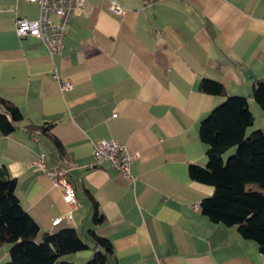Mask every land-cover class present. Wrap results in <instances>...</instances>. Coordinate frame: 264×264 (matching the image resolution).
Here are the masks:
<instances>
[{
    "label": "crops",
    "instance_id": "1",
    "mask_svg": "<svg viewBox=\"0 0 264 264\" xmlns=\"http://www.w3.org/2000/svg\"><path fill=\"white\" fill-rule=\"evenodd\" d=\"M88 1L90 13L73 15L62 49L51 53L41 38L16 32V17H38L39 4L0 0V95L24 116L0 132V163L16 177L22 206L42 230L74 227L85 237L93 228L108 237L118 264H264L255 240L193 206L214 186L189 173L208 160L201 120L226 99L200 90L202 78L247 96L255 115L248 132L264 128L251 92L264 78V0H116L123 13L112 0ZM52 120L64 157L46 134L27 129ZM103 138L136 155L131 175L94 164ZM42 154L47 168H66L76 182V207L38 164ZM85 188L106 218L100 224ZM10 246H0V264ZM92 255L72 256L81 264Z\"/></svg>",
    "mask_w": 264,
    "mask_h": 264
},
{
    "label": "trees",
    "instance_id": "2",
    "mask_svg": "<svg viewBox=\"0 0 264 264\" xmlns=\"http://www.w3.org/2000/svg\"><path fill=\"white\" fill-rule=\"evenodd\" d=\"M199 84L202 91L226 95L200 123V138L207 144V163H191L189 167L192 179L214 186L213 194L201 199L200 209L213 222L236 226L264 251V128L248 132L255 115L247 96L227 94L223 83L215 79L204 77ZM251 88L264 110V78ZM23 117L18 105L0 95L1 133L16 130ZM54 123L28 124L27 129L46 134L64 157L65 147L51 131ZM231 149L235 150L225 157ZM16 184V177L0 163V246L11 245L9 260L2 264H78L72 255L88 248L93 249V255L83 264H118L112 241L93 228L85 237L74 227L42 230L20 203ZM73 184L76 188V182ZM86 191L94 205L93 221L100 224L106 218L98 201Z\"/></svg>",
    "mask_w": 264,
    "mask_h": 264
},
{
    "label": "built area",
    "instance_id": "3",
    "mask_svg": "<svg viewBox=\"0 0 264 264\" xmlns=\"http://www.w3.org/2000/svg\"><path fill=\"white\" fill-rule=\"evenodd\" d=\"M39 4V16L36 18H27L26 16H17L16 32L19 36L32 35L41 38L51 53L62 49L67 31V26L73 15L77 13H90V3L88 0H30ZM111 7L118 13H123L124 7L116 0L111 1ZM56 16V18L54 17ZM53 77L59 79L57 72ZM64 88H72L73 82L64 80ZM93 160L95 165L108 164L119 172L131 175V164L135 154L131 153L125 144L115 138H103L94 143ZM38 164L47 168L45 157L42 154L38 159ZM47 172L53 182L62 187L65 201L71 206L76 207L79 204L76 188L68 175V170L61 167L47 168ZM195 208H200L199 203H193ZM71 214L69 210L68 215ZM60 222V218L54 219L53 223Z\"/></svg>",
    "mask_w": 264,
    "mask_h": 264
},
{
    "label": "rangeland",
    "instance_id": "4",
    "mask_svg": "<svg viewBox=\"0 0 264 264\" xmlns=\"http://www.w3.org/2000/svg\"><path fill=\"white\" fill-rule=\"evenodd\" d=\"M234 150H235V149H231V150H229V151L225 154V157H228L229 154H231ZM84 262H85V261H84ZM84 262H83V263H84ZM83 263H82V264H83Z\"/></svg>",
    "mask_w": 264,
    "mask_h": 264
},
{
    "label": "water",
    "instance_id": "5",
    "mask_svg": "<svg viewBox=\"0 0 264 264\" xmlns=\"http://www.w3.org/2000/svg\"><path fill=\"white\" fill-rule=\"evenodd\" d=\"M247 73L251 74V73H252L251 69H249V70L247 71Z\"/></svg>",
    "mask_w": 264,
    "mask_h": 264
}]
</instances>
